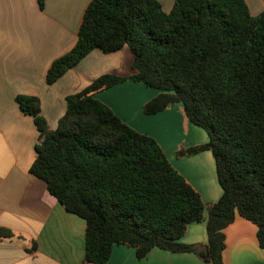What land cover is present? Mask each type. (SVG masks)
<instances>
[{"label": "trees", "instance_id": "1", "mask_svg": "<svg viewBox=\"0 0 264 264\" xmlns=\"http://www.w3.org/2000/svg\"><path fill=\"white\" fill-rule=\"evenodd\" d=\"M45 1L36 0L40 10ZM123 47L135 74H102L65 97L53 130L36 97L15 98L38 132L28 172L85 223L82 264H106L116 244L132 247L137 259L158 248L223 264L222 230L236 214L256 226L264 250V11L250 15L244 0H174L168 13L157 0H91L74 45L51 62L45 82L93 50ZM125 80L158 91L143 104L145 115L180 104L204 131L205 143L179 148L175 157L211 152L221 189L216 202L204 205L151 137L93 97ZM204 210L206 244L180 242ZM12 237L0 227V239Z\"/></svg>", "mask_w": 264, "mask_h": 264}, {"label": "crops", "instance_id": "2", "mask_svg": "<svg viewBox=\"0 0 264 264\" xmlns=\"http://www.w3.org/2000/svg\"><path fill=\"white\" fill-rule=\"evenodd\" d=\"M91 0H0V227L13 237L0 239V264H82L85 223L48 193L45 183L32 176L38 132L23 114L16 96H33L41 116L53 130L65 111V97L86 87L102 74L130 77L133 55L127 47L103 54L91 51L53 84L45 82L51 62L74 45L84 11ZM168 13L174 0H157ZM250 15L264 11L263 0H244ZM158 91L125 80L93 95L128 127L151 137L170 166L199 194L204 205L216 202L221 189L210 151L176 158L179 148L203 144L207 136L189 123L180 104L145 115L142 106ZM203 220L187 226L180 242L205 245ZM256 226L235 215L222 230L223 264H264V250L256 239ZM106 264H211L193 253L151 249L137 259L132 247L116 244Z\"/></svg>", "mask_w": 264, "mask_h": 264}]
</instances>
